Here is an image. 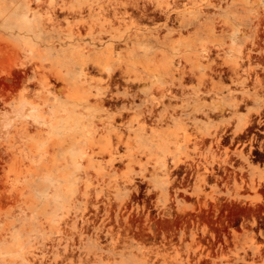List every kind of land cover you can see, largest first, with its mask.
<instances>
[{
    "label": "rangeland",
    "instance_id": "374dc122",
    "mask_svg": "<svg viewBox=\"0 0 264 264\" xmlns=\"http://www.w3.org/2000/svg\"><path fill=\"white\" fill-rule=\"evenodd\" d=\"M0 264H264V0H0Z\"/></svg>",
    "mask_w": 264,
    "mask_h": 264
},
{
    "label": "bare ground",
    "instance_id": "6f19581e",
    "mask_svg": "<svg viewBox=\"0 0 264 264\" xmlns=\"http://www.w3.org/2000/svg\"><path fill=\"white\" fill-rule=\"evenodd\" d=\"M178 72L180 73V71H178ZM242 99H243V98H242ZM245 99H246V97H245ZM236 101H237V100H236ZM242 101H243V100H242ZM245 101H246V100H245ZM243 102H244V101H243ZM237 105H238V104H236L235 106H237ZM154 112H155V111H154ZM174 114H175V113H174ZM252 114H253V113H252ZM176 115H177V114H176ZM259 115H260V114H259ZM121 116H122V115H121ZM123 116H124V115H123ZM154 116H156V115H153V118H154ZM166 116H167V115H166ZM151 117H152V116H150V118H151ZM163 117H164V115H163ZM164 118H165V117H164ZM251 119H252V118H251ZM251 119H250V120H251ZM163 120H166V119H163ZM239 120L241 121V120H243V118H242V119H239ZM250 120H249V119H245V120H244V124H238V125H237V129L240 130L241 128H243V127H245V126H248V125L250 124ZM259 120H260V119H259ZM259 120H258V121H259ZM161 121H162V120H161ZM233 121H234V120H233ZM163 122H164V121H163ZM258 124H259V123H258ZM249 126H250V125H249ZM174 135H175V134H174ZM208 135H212V134H211V133H208ZM207 137H208V136H207ZM201 138H202V137H201ZM171 140H172V139H171ZM188 141H189V140H188ZM205 141H206V138H205ZM205 141H204V139L202 138L201 143H205ZM186 142H187V141H186ZM194 143H195V142H194ZM197 143H198V142H197ZM197 143H196V146L199 145V143H198V144H197ZM206 143H207V141H206ZM176 145H177V144H176ZM168 148H169V147H168ZM170 148H171V147H170ZM197 152H198V151H197ZM201 154H202V153H201ZM204 157H205V156H204ZM208 157H209V156H208ZM205 160H206V158H205ZM205 160H204V161H205ZM204 161H203V162H204ZM208 161H210V160H208ZM182 162H183V161H182ZM194 162H195V161H194ZM198 162H199V161H198ZM198 162L196 161V164H198ZM189 163H190V162H189ZM191 163H193V162H191ZM199 164H200V163H199ZM203 164H204V163H203ZM191 165H192V164H191ZM193 165H194V164H193ZM193 165H192V166H193ZM188 166H190V164H188ZM192 166H191V168H192ZM206 166H207V165H205V166L203 165V166H201V167H204V169L206 170ZM212 166H213V165H212ZM195 167H196V166H195ZM199 167H200V165H199ZM193 168H194V167H193ZM197 168H198V166H197ZM207 168H208V167H207ZM212 168H213V167H212ZM194 169H195V168H194ZM194 169H193V170H194ZM201 169H202V168H201ZM195 170H197V169H195ZM198 170H199V169H198ZM198 170H197V171H198ZM207 170H208V169H207ZM199 171H200V170H199ZM212 171H213V169H212ZM195 172H196V171H195ZM206 172H208L207 174H209V171H206ZM203 173H204V172H203ZM196 174H197V173H196ZM198 174H201V173L198 172ZM198 174H197V175H198ZM204 174H205V173H204ZM204 174H202V175L204 176ZM210 175H211V177H214L213 175H216V174H212V173H211ZM207 176H208V175H207ZM206 179H207V177L205 176V180H206ZM201 181L204 182V178H202ZM202 184H203V186H205L204 183H202ZM14 203H15V202H14Z\"/></svg>",
    "mask_w": 264,
    "mask_h": 264
}]
</instances>
